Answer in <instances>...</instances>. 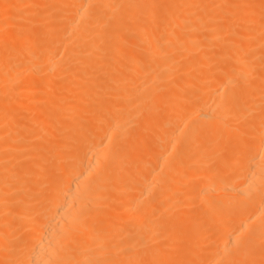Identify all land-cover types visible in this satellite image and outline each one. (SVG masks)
<instances>
[{
    "label": "bare ground",
    "instance_id": "bare-ground-1",
    "mask_svg": "<svg viewBox=\"0 0 264 264\" xmlns=\"http://www.w3.org/2000/svg\"><path fill=\"white\" fill-rule=\"evenodd\" d=\"M0 264H264V0H0Z\"/></svg>",
    "mask_w": 264,
    "mask_h": 264
}]
</instances>
